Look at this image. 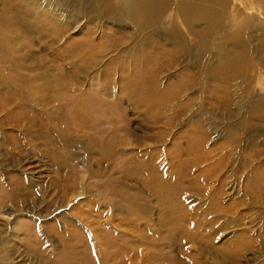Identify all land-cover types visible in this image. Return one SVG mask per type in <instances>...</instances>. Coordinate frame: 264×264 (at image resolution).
I'll return each instance as SVG.
<instances>
[{
  "label": "rangeland",
  "instance_id": "rangeland-1",
  "mask_svg": "<svg viewBox=\"0 0 264 264\" xmlns=\"http://www.w3.org/2000/svg\"><path fill=\"white\" fill-rule=\"evenodd\" d=\"M123 1L76 0L90 19L80 14L55 50L27 34L18 52L34 62L13 61L9 89L0 83V182L17 197L0 208L12 215L0 226V264H50L69 250L77 264L86 250L89 264H264V0H224L225 26L211 29H188L177 0L152 33L121 17ZM206 30L205 67L170 59L177 32L188 56ZM238 37L247 40L239 81L205 75L234 70ZM70 41L97 64L76 72ZM130 72L158 112L134 99Z\"/></svg>",
  "mask_w": 264,
  "mask_h": 264
},
{
  "label": "bare ground",
  "instance_id": "bare-ground-1",
  "mask_svg": "<svg viewBox=\"0 0 264 264\" xmlns=\"http://www.w3.org/2000/svg\"><path fill=\"white\" fill-rule=\"evenodd\" d=\"M0 1L2 4V6H0V81H1L0 83H1V87L4 89H9V81L11 82L13 79L12 74H11V72H12V69H11L12 64L11 63L13 61L18 63V65L20 64V67H24V64H23L24 58L26 60L31 59L29 61L31 63L34 62V60H33L34 57L33 58L27 57V55H25V54H20V51L18 52V49L22 50V47H21L22 45L24 47L26 46L25 39H26L27 34L31 35V37H37V39H39V40L41 38V40L39 41L41 51H42L43 47H48L49 49L51 48V49L55 50L56 48L58 49V47H61L64 39L65 38L67 39V36L72 34L76 30L75 29L76 23L79 22L77 17L80 14L82 15L81 17H84L86 19H90V16L87 14L86 11H82L80 13L77 11L76 0H0ZM157 1L158 0H124L123 3L127 4V7L125 8V10L122 9L123 12L121 13V17H123L125 15V19L127 20V23L131 24L132 28L134 27L136 30L140 31V30L148 29L149 33L155 32L154 27L156 25H158V23L160 22L159 18L164 13L162 11V9L165 8V7H163L164 3H162L161 1H158V2ZM208 1H209V4L206 6H204L203 0H182L181 4L179 2V11H182L181 13L184 14L183 19H185V21L187 23L186 26L188 27V29L193 27V26H197L199 24H207V27H209L211 29L215 25L219 26V21L223 22L222 18L225 17L223 11L226 10V8H223V10H222V8H221L222 6H220V4L221 5L225 4L224 3L225 1L224 0H208ZM201 3L203 5H201ZM106 7H107L106 1L105 2L101 1L97 5V9L101 10V13H103V9ZM176 9H178V8L176 7ZM96 15L98 17L99 16L105 17V18L107 17V15L103 16V15L95 14V16ZM249 18L250 17H248V20L243 25L245 26V28H247L248 31H251V29L254 26L253 25H251V26L247 25V24H249V22H251V20H249ZM245 19H247V18H245ZM212 20H213V22H212ZM120 23L123 24L126 22L121 21ZM223 26H225L224 22H223L222 27ZM241 31H243V30H241ZM208 32L209 31L206 30V31L200 33V36L198 37L199 46H200L199 49L197 50V52L188 54V56H186L187 51L185 50V48H186L185 41L177 32L176 34L179 37L178 42L176 40L175 41L173 40V41L176 43H179V42L180 43L177 45L173 44V47L177 50L173 51L169 55L170 59L173 61V60H176V59L183 57V59H186L188 61L187 64L189 63L190 65H193V66L195 65V66L205 67V64L203 65V63H202V55L201 54L205 53L207 55L206 41H208L207 40ZM239 33H241V32H239ZM154 34H156V33H154ZM237 35H238V33H237ZM237 35L235 36V38L237 37ZM240 39H241V37L237 38V42L239 43V47H238V52L236 54L235 60L233 58V60L228 62L229 64L234 65V70L227 72L226 70L221 69L218 72V73H220V75H218V73L216 75H214V74L210 73L211 70L205 69L206 73H207L205 75L210 74V77L216 76L220 79V81H228V80H229V82H234L235 80L239 81L241 75H240V77L238 75L239 68H240L239 67L240 63L238 61L242 60V57L245 56L244 49L247 46L246 38L243 41ZM168 40L171 41L172 38L168 39ZM144 42H147V39H144ZM72 43H74V42H72ZM72 43L70 41V44H68V46H66L64 49L67 51L66 54H68L70 56H75V57L79 56L77 62L74 64V65H76L75 66L76 72H84L85 68H87V69L93 68L94 65L97 64V61L93 60L92 55H96V53L95 52H88L85 55L83 50H82L83 48H81L80 45L72 44ZM36 44H38V43H36ZM86 50L90 51V49H86ZM179 51L181 53H184L185 56H181V57L178 56ZM24 53H25V51H24ZM127 54H129V53H127ZM135 54H136V52L134 53V58L136 56L138 57V55H135ZM41 60L42 61L40 63L38 62V64H40V65L44 61L43 56H42ZM135 61H137V62L144 61L145 63H148V58L142 57L141 59L139 58V59H136ZM94 62H95V64H94ZM118 62L123 63L122 61H118ZM122 68L124 70H127V68L125 66H123ZM158 73H159L158 69H155L153 71H149L148 79L150 81L151 80L159 81V76H158L159 74ZM74 75H76V74H74ZM124 75L122 77L123 80L128 82L129 77H127L126 75L124 77ZM133 75L135 76L134 80H135V84H136V88L134 90H137V94H138L134 99L138 100V104L143 103V105H146L145 107L151 106L150 108L147 107V111L149 113H153L154 111L158 110V108H160V105H158L159 101H157L156 105L153 106L147 100V98L149 97V95H147V94H151L152 93L151 91H153V90H151V88L148 85L145 78H141V77L137 78L138 74L137 73L133 74L131 72L128 76H133ZM150 84H152V83H150ZM156 87H159V85H156L154 88H156ZM174 89L176 90V88H174ZM107 92H109V91H107ZM158 95H160V94H158ZM173 96H174V94L171 93V99ZM59 97H61V94L59 95ZM161 98H162L161 101L164 102V103H162V106H165L168 103V101H167L168 98L167 99L164 97H161ZM151 102H152V100H151ZM258 105L259 104H256V105H252L253 107H251V106L250 107L254 108V106H256L258 108ZM156 112H158V111H156ZM228 116L233 117L235 120H239V119H236V116H234V114L231 112L228 113ZM236 125H237L238 129H242V127L246 126L241 121H239V123H238V121H236ZM61 135H63V134H61ZM21 184H22V189L20 191L29 190L28 186H26L24 183H21ZM10 185L11 184H9L8 186H10ZM260 186H263V185H260ZM12 191H14V190L11 188H8V187L6 188V186L0 182V208L3 211L5 210L6 206L10 203L9 201L12 202V201L17 200V197L13 196L15 194L12 193ZM263 191H264V188H263ZM253 201L256 204L258 203V200H253ZM259 204H264L263 198H261V201L259 202ZM60 208H61V206H60ZM22 216H21V218H22ZM0 217H2V218H0L1 220H5V222L0 221V226L4 229L5 226H8L9 220L12 217V215H8V214H6V212H3L2 215L0 214ZM29 228H30V226H29ZM70 236H71V234H70ZM75 238H77V236ZM2 239H3V241H5L3 236H0V245H1V247L2 246L4 247L7 242L4 243L2 241ZM85 247L87 249V246H85ZM34 249H35V247H34ZM76 254H78V253H76V251H74V250L70 251L69 250V253H67V254L60 255V256L56 255L57 258L49 257V261H50V264H77V262L75 260ZM91 258H92V255H90L89 251L86 250L81 255V259H82L81 264L82 263L83 264H89V262H90L89 260H91ZM40 262H41V264H44L46 262L49 264V262L47 261V258L42 259L40 257ZM94 262L95 261L93 259V261H91V263L95 264ZM0 263H2V262H0ZM98 264H100V262H98Z\"/></svg>",
  "mask_w": 264,
  "mask_h": 264
},
{
  "label": "crops",
  "instance_id": "crops-1",
  "mask_svg": "<svg viewBox=\"0 0 264 264\" xmlns=\"http://www.w3.org/2000/svg\"><path fill=\"white\" fill-rule=\"evenodd\" d=\"M158 1H161L162 3H164V6H163V7H165V8L162 9V11L164 12V10H165L166 8H168V7L170 6L171 3H174V2H176L177 0H158ZM158 1H157V2H158Z\"/></svg>",
  "mask_w": 264,
  "mask_h": 264
}]
</instances>
